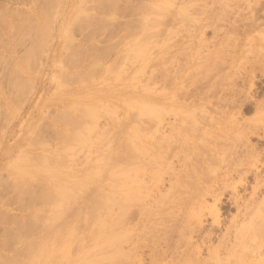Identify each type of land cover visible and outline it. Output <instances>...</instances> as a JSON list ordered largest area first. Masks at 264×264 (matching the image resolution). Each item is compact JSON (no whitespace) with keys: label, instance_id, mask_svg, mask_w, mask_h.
I'll use <instances>...</instances> for the list:
<instances>
[{"label":"rangeland","instance_id":"rangeland-1","mask_svg":"<svg viewBox=\"0 0 264 264\" xmlns=\"http://www.w3.org/2000/svg\"><path fill=\"white\" fill-rule=\"evenodd\" d=\"M144 50L151 57L144 55ZM140 53L147 58L141 59ZM185 62L206 66L214 63L221 67L214 72L209 68L199 75L194 72L197 76L192 80L182 75L184 84L190 86L188 92L199 94L214 81L220 90L217 97L235 100L233 107L223 109L216 130L209 128L210 134L188 137L189 143L202 145L206 141L222 145L227 151L237 149L240 159L252 167L254 159L250 153L264 156L263 133L242 138L239 130L264 126V0H0V264L34 262L31 259L36 260L38 247L45 250H38L43 256H50L48 260L41 256L45 259H38L36 264H59L67 256L61 244L64 238L74 255L78 238L107 228L111 218L107 219L111 212L108 194L113 190L112 166L116 162L113 160L123 162L127 155L124 150L133 149V144L138 151L132 153H146L141 163L135 159L132 165L126 163L145 176L142 178L145 193L139 194L140 198L146 194L148 198L150 193L154 196L151 200L167 192L168 177H163V182L156 179L160 174L152 176L161 167L158 151L166 144L161 142L162 135L157 130L159 113L154 108L138 110L126 103L133 93L158 97L163 90L160 81L163 69L170 71L172 65L181 67ZM170 72L172 75L174 71ZM216 102L214 99L215 105ZM248 104L251 106L245 109ZM254 104L262 107L256 109ZM207 111L211 114L213 109ZM173 140L168 142L173 144ZM186 152L178 158L167 157L181 176L186 174L180 171ZM199 152L201 156L191 161L194 168L204 158H212L210 165L218 166V158L226 157L224 153L212 156L203 147H199ZM120 162L118 165H125ZM196 171L202 172L200 168ZM145 173L151 175L147 177ZM195 173L185 175L181 178L183 182L172 181L176 188H180L181 182L193 189L189 181H195ZM232 178L238 182L236 175ZM252 180L251 176L248 182L253 184ZM159 181L161 184H156ZM148 186L154 188L153 193ZM156 188L162 194L158 195ZM176 188L174 191L178 192ZM242 188L239 187L241 194L248 195L250 189ZM182 193L179 197L183 200L182 196L188 194ZM164 196L160 197L162 202L167 201ZM227 199L225 195L223 203L216 204L223 227L236 215ZM138 200L136 204L150 201ZM207 201L211 206L215 204L211 198ZM84 204L94 211L86 208L88 212L86 209L82 212ZM177 204V211L168 209V213L172 210L170 220L171 216L179 215L183 222L190 206L178 204L185 208L180 210ZM131 206L134 208L135 204ZM163 213L158 217L168 215V224L172 226L167 210L166 215ZM160 219L156 225V220L153 221L156 228L165 223ZM100 222L105 226L102 224L101 228ZM134 222L129 227H135ZM33 223L38 224H34L38 230ZM169 226L170 229L180 226L176 230L179 231L183 223ZM211 226L208 219L205 231L212 230ZM143 228L137 232L144 237L154 230ZM45 233L49 238L44 237ZM178 234L171 237L177 239ZM221 235V230L215 229L210 245L218 246ZM37 236L42 239L39 245H35ZM195 239L201 243L200 237ZM51 248L55 251H50ZM140 252L137 257L140 260L135 258L137 263L132 258V264H150L148 251ZM203 257H207L206 250Z\"/></svg>","mask_w":264,"mask_h":264},{"label":"bare ground","instance_id":"bare-ground-1","mask_svg":"<svg viewBox=\"0 0 264 264\" xmlns=\"http://www.w3.org/2000/svg\"><path fill=\"white\" fill-rule=\"evenodd\" d=\"M143 52L145 53V54L143 53L144 55L151 57L149 56V53H151L150 49L148 50L149 53L145 52V50ZM140 54L142 55V53ZM146 56L142 55L143 58L141 59H145ZM140 57H138L137 55V58ZM149 59L150 58H148V60ZM188 60H190V58ZM134 61H136V58ZM206 65L207 64L204 65V63L187 64L186 62L184 65H181V67L179 65H172L171 66L172 70H170V71H174L173 72L174 74L172 73V75L169 69L164 68L163 74L161 75V79H160V81L162 82L161 89L163 90L158 97L154 98L152 95H150L149 97L146 96L145 93H140V94L133 93L127 98L126 104L128 105V107L133 106L138 110H144L146 108H154L157 109L159 113L158 120L156 121L157 130L162 135L161 142H165L166 144L162 145L158 151L161 160L160 161L161 167L159 166L160 168H157L156 171L154 170V172L153 171L151 172H153L152 175L153 177L155 174H160L161 177L159 175L157 178L156 177L155 178L158 180H162L163 182H165V180H163L164 179L163 177L165 176L168 177L167 179L170 180L169 181L170 183L169 186L167 187L168 189L165 190L169 192L168 194L170 193L171 194L169 196L167 194L166 196L165 193L167 192L165 193L162 192L163 194L159 193L158 191L159 188L158 189L156 188L155 191L156 192L158 191L159 193L157 194L158 195L162 194V195L158 197L156 194H154L156 195L155 199H151L152 200L151 201L150 198H154V196L152 197L151 194L148 193L149 194L148 198H146L145 197L147 196L146 194L144 198L149 199L151 201V202L148 201L149 204L144 202L146 200L143 201L144 199L143 196H141L142 198H140L139 194L145 193L144 183H143L144 180L142 179L145 176H143L142 174L141 175L137 174L135 170L130 169L132 167L131 166L129 167V165L135 163V161H133L134 159L136 161H140L139 163H141L142 159L144 161V159H146V155H145L146 153L144 155L141 153L134 154L132 152L134 151L137 152L138 148H135L136 145L134 144L132 146L130 145L133 149L124 150V152L127 153V155L123 157L125 161L120 157V160L121 161L123 160V162H125V165H122L125 167L118 165L120 162L119 160L118 162L116 159L113 160V162L114 161L116 162L113 163L112 166L113 169L115 168L112 176L113 188L111 187V189L113 190L111 191V193L108 194V199L110 201L109 205H111L110 206L111 212H109L110 215L107 214V216L109 215L107 219L111 217L110 219H108V221L110 222V224H108L109 226L106 225V227L108 226L107 227L108 229L105 228L103 230L104 232L101 230L100 231L101 233H91L89 234V236L86 235L87 238L82 237V238H78V240L76 239L77 241L75 242L77 246L75 245V248L78 247V249H77V253H75L76 251L74 250L75 251L74 255L71 254L73 252L70 251L71 249L68 246L69 243L67 244L68 239L64 238V241H62L63 243L61 244L63 245V248H66L67 250V256L66 259L59 264H130V262L132 264V262L135 261V258L138 257L139 255L138 253L140 251L142 253L143 251L146 252L148 251L149 255L147 254V256L150 259L149 261L150 264L151 263L152 264H264V175H263L264 156L258 157L255 156L253 153H250V157H252L251 159H254V164L252 165V167H248L244 163V159H240L239 156L240 152L237 149L234 150L233 148L227 151L222 145L219 146L216 143L210 144L209 142L206 141L202 142V145L200 143L197 144L194 142L190 144L189 140L187 139L188 137H194V138L203 137L205 134H210V132L208 131L209 128L212 129L215 128L216 130L219 124L218 122V120L220 119L219 117L224 115L225 111H223V109H226L230 106L233 107L235 105V100H227L225 98H222L221 96L217 97L216 94L218 93L219 88L217 85L213 84L214 81L212 82V84L210 83L211 84L210 87L208 86L206 87L205 90L199 91L200 92L199 94L188 92L190 86L184 84L183 78H180L182 75L184 76L186 75L187 78H190L192 80V78H195L197 74L199 75L200 73L201 74L205 73V70H209V68H211L210 71L212 70L213 72L218 70L219 68L221 69V67H219L217 64L214 63L211 64L212 66L210 64H208V66ZM194 72H196L197 74L194 75ZM151 74L152 77L151 75H149L150 80L154 79V73L151 72ZM163 75L165 76L163 77ZM148 82L150 81L148 80ZM234 84L232 83L233 86ZM215 87L217 91L215 90ZM214 99H216L217 101L216 105L214 104ZM152 102H155L156 104L153 105ZM249 106L251 105L248 104V106H245V109H249ZM254 107L256 109H259L262 107V105L254 104ZM209 108L213 109V112H211V114L208 113L207 111ZM168 131H169V135H167ZM260 132L263 133L262 138L264 139V126L258 129L256 128L255 130H250V129L239 130V133L240 135H242V138L248 137L249 134L250 135L257 134L259 136ZM214 133L216 132L214 131ZM171 138H174L173 144L172 142L171 144L168 142V140ZM179 142L183 146L182 148ZM199 147H203L204 151L208 152L212 156H217V155L219 156V154L224 153L226 157L221 159L218 158L217 161L219 167L216 164L215 166L213 161L212 163L214 167L213 165L212 166L210 165L211 164L210 160L212 158L210 159L201 158L202 159L201 164L193 163L194 166L198 164V168L195 167L196 169L200 168L202 170V172L200 171L201 174L199 172L200 174L199 175L196 169L191 164V161L195 157L201 156V153L199 152ZM185 151L187 152L183 155L184 156L183 161L182 159H180L179 161V162L182 161L181 164L184 167L182 168L183 170L181 169L180 171L181 172L185 171L184 173H186L185 174L186 176L189 173L196 172L194 177L195 181L193 180L195 183L193 181L191 182V180L189 179L190 180L189 182L193 183L190 184L188 182V179H185V178H191L190 176L185 177L184 178L185 180L182 179L184 180V182L187 183V185L190 184L191 186H193V189L191 186H190L191 188H189V186L186 187L185 183H184L185 185L183 183L181 185V182H183L181 181V178L185 176L184 173L182 174L184 176H181L179 170L176 169V167L173 166V164L171 165V163L169 162L168 159L170 158H167L168 156L169 157L174 156L178 158L179 154H182ZM246 151H248V149L245 150V153ZM130 154H132V156ZM127 162H130L128 163L129 165L128 164L126 165ZM168 162L170 163L171 167H169L170 165ZM126 166L128 167L126 168ZM210 166L213 168L212 169L213 171H210L211 170ZM159 171L162 173H159ZM210 172L211 173L214 172V174L212 175L210 174ZM206 173H208V175ZM145 174L147 175V173ZM233 175L237 176L238 182L232 181ZM251 176L253 177L252 180L253 184H250L248 182V179ZM156 179L154 180L156 181ZM172 180L181 181L180 183H178V185L180 184V188L177 187L178 192L179 193L181 192L180 194H183L182 192H184V194H188V196L187 195L182 196L183 200L179 197L180 194L178 197L176 196L178 192L174 190L177 184L175 183L174 185ZM158 183H160V181L157 182L156 184ZM162 185L164 186L163 183ZM181 186L182 187L185 186L183 188L184 191H182L183 189L181 190ZM239 187L240 188L243 187L244 189L243 188L242 189L245 191L250 189V192L248 193V195L246 193L242 195L241 191L239 190ZM149 188L151 189L152 192L150 190L149 191L153 193L154 188L153 190L151 187ZM187 188H189L188 189L189 191H186ZM160 189H162V187ZM190 189L191 191L193 190L192 191L193 193L190 191ZM225 195L228 196V199L226 201L231 208L235 209L236 215L233 216L232 219L229 221V223L223 227L221 221L218 218L216 204L217 203L222 204L223 203L222 198L225 197ZM163 196L165 198L168 197L166 200L168 201L169 199V202L166 201L167 202L166 203L164 200L162 202ZM137 197L140 199L138 200L139 202L141 200L143 201L142 204L140 203H139L140 205L136 204L137 203L136 200L138 199ZM184 197L186 201H184ZM156 198H160V200L157 199L158 201H156ZM210 198L213 199V201L215 202L213 206L209 205L207 201ZM154 200L155 203L158 202V204L154 205ZM180 201L184 203L182 204ZM150 203H152L153 205H150ZM175 203L176 204L178 203L180 205L182 204L184 207L185 205L188 207L190 206L189 209L190 213L188 212V215H186L184 218L182 217L184 219L183 222L180 218H178L180 217L178 214H177L178 217L171 216L172 218L170 220V214H172V210L171 213L170 212L168 213V211H170L168 209L170 208L175 209ZM134 204H135L134 208L137 207L135 209L133 208V206H131ZM167 204L170 206H168ZM172 204H174L173 205L174 207L172 206ZM178 204L176 208L178 207ZM84 205L85 207L84 206L82 207V212L87 208L86 204ZM180 205L179 207H181ZM184 207L183 208L181 207L180 210L187 208ZM87 209L89 211L93 210V208L91 209L90 205H88ZM95 210L97 211V209ZM166 210L167 213L169 214V218H168L169 223L170 222L173 223V224L170 223V225L172 224V226L175 227L178 224L183 223L182 226L183 229L182 227H181L182 230L180 229L181 232L180 230L176 231L178 230V228H180V226L178 228L176 227L172 229L168 228L169 224L166 218L168 215L165 217L166 220L163 217H162L163 219L161 218L162 220L160 219V217H158L164 211H165L164 213H166ZM175 211L177 210L175 209ZM185 211L183 210L182 213L184 214ZM176 213H174L173 215H175ZM158 218L161 220V223L162 221H165V223L167 222L168 225L163 223L160 224V227H158L159 224H157L158 228H156L155 225L156 223H158L157 222ZM177 218L178 220L180 219L181 223L177 220ZM104 219L106 218L104 217ZM208 219H211V224H212L211 227L214 228L210 231H205L206 230L205 222ZM36 220L37 219L34 218L33 221ZM153 221H155V225L153 224L154 223ZM37 222L38 220L36 221V223ZM102 222L104 221L102 220ZM133 222L135 224H132V226L134 225L135 227L133 228L129 227ZM36 223H33V227H35L34 224ZM102 224L103 223H101V228H102ZM150 224L152 226H148ZM104 226L105 225L103 224V227ZM146 226L148 227V229L149 228L151 229L153 228V226H155L153 228L154 230L149 229L151 231L149 232V237L146 236L147 233L146 234L144 233V235L146 236L144 237L143 233L140 234V232H137L138 229L140 230L143 227H145L143 229H146L147 228ZM43 228H46V226H43ZM217 228L220 229L222 232L220 238L221 243L218 246L213 247V245H210V243L213 240L214 230ZM148 229H146V231H149ZM173 229H175V231ZM48 233L50 234V231ZM48 233H45L44 237L47 238L48 236L46 234ZM173 234H175V236L176 234H178L177 239H173V237H171L173 236ZM37 237L35 238L36 240L40 238ZM196 237H200L201 240L200 244L196 242L195 239ZM170 238H172L173 240ZM36 240H35L36 242L35 245H39L40 241H42L41 238L39 241ZM73 240L71 241L73 242ZM51 245L53 247V245L55 244L53 243ZM56 245L55 247H57ZM40 249L41 250H39V247L37 249L35 248V250L37 251H35L36 252L35 257L34 256L33 257L36 260L31 259V261L34 262H30L29 264H33V263L36 264L37 260L38 259L40 260L41 258L42 259L47 258V260L49 259L48 257L50 255H48L47 257L43 256L44 254L42 255V252H44L45 250H43L42 248ZM38 250L39 251L43 250V251L39 252ZM52 250L53 249L51 248L50 251ZM63 250L65 251L63 253L65 255L66 250L65 249ZM205 250L207 251V257H203V251ZM132 258H134V261L132 260ZM140 258L142 259V256ZM137 259L140 260L139 258ZM137 259L135 262L138 261Z\"/></svg>","mask_w":264,"mask_h":264}]
</instances>
